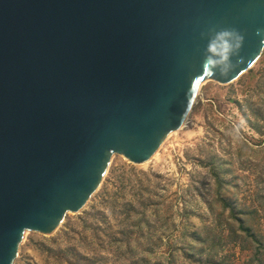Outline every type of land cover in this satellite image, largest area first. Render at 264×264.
Masks as SVG:
<instances>
[{"label":"water","instance_id":"obj_1","mask_svg":"<svg viewBox=\"0 0 264 264\" xmlns=\"http://www.w3.org/2000/svg\"><path fill=\"white\" fill-rule=\"evenodd\" d=\"M224 28L244 36L226 80L201 36ZM263 52L264 0H0V264L80 212L113 155L151 159L203 81Z\"/></svg>","mask_w":264,"mask_h":264},{"label":"rangeland","instance_id":"obj_2","mask_svg":"<svg viewBox=\"0 0 264 264\" xmlns=\"http://www.w3.org/2000/svg\"><path fill=\"white\" fill-rule=\"evenodd\" d=\"M201 85L155 157L113 155L87 205L28 230L14 264H264V52Z\"/></svg>","mask_w":264,"mask_h":264},{"label":"clouds","instance_id":"obj_3","mask_svg":"<svg viewBox=\"0 0 264 264\" xmlns=\"http://www.w3.org/2000/svg\"><path fill=\"white\" fill-rule=\"evenodd\" d=\"M209 33L215 34V39L209 44L208 50L213 53V58L206 62L213 75L228 79L243 62L241 50L244 43V36L234 28L221 30L210 29L201 33L205 38Z\"/></svg>","mask_w":264,"mask_h":264},{"label":"bare ground","instance_id":"obj_4","mask_svg":"<svg viewBox=\"0 0 264 264\" xmlns=\"http://www.w3.org/2000/svg\"><path fill=\"white\" fill-rule=\"evenodd\" d=\"M201 86H202V85H200V87H199V91H200V89H201ZM186 123H187V120H185V122L183 123V125H182L180 128L182 129L183 127H185ZM180 128H179V129H180ZM179 129L173 131L170 135L172 136V135H174V134H177V132L179 131ZM170 135H169L168 137H170ZM158 151H159V150H158ZM158 151H157V153H158ZM157 153H155V155H154L153 157H155ZM153 157H152V158H153ZM152 158H151V159H152ZM151 159H149V160H151ZM149 160H148V161H149ZM146 162H147V161H146ZM27 233H28V231H26L25 236L28 235Z\"/></svg>","mask_w":264,"mask_h":264},{"label":"trees","instance_id":"obj_5","mask_svg":"<svg viewBox=\"0 0 264 264\" xmlns=\"http://www.w3.org/2000/svg\"><path fill=\"white\" fill-rule=\"evenodd\" d=\"M242 226H243V224H242ZM243 228H245L244 226H243ZM247 229V228H246ZM248 230V229H247Z\"/></svg>","mask_w":264,"mask_h":264}]
</instances>
